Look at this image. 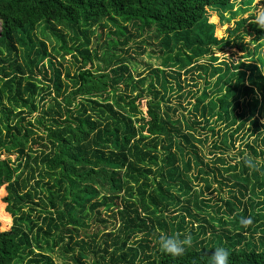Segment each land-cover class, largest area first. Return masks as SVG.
<instances>
[{"label": "trees", "instance_id": "1", "mask_svg": "<svg viewBox=\"0 0 264 264\" xmlns=\"http://www.w3.org/2000/svg\"><path fill=\"white\" fill-rule=\"evenodd\" d=\"M234 3L0 0V264H209L219 225L230 264H264L241 246L264 242V170L243 163L264 162V29L250 14L217 40L207 19ZM140 37L169 70L135 75ZM230 47L262 64L215 55ZM161 233L190 237L185 253L161 252Z\"/></svg>", "mask_w": 264, "mask_h": 264}, {"label": "rangeland", "instance_id": "2", "mask_svg": "<svg viewBox=\"0 0 264 264\" xmlns=\"http://www.w3.org/2000/svg\"><path fill=\"white\" fill-rule=\"evenodd\" d=\"M234 1V5L227 9H221V8H211L210 11L208 12V24H213L214 25V29L212 32H210V34L213 35L214 38H216L217 40H222L225 37H228V32L229 29H232L235 26V22L237 20H239L242 17H247L250 14H252L253 12H255L258 8L259 9H264V0H232ZM57 28L61 29L65 34H67V46H72L73 42L71 40V37L73 36L72 32L65 26L62 25H57ZM111 26L108 27H104V31L105 33H107L110 30ZM0 31H1V21H0ZM54 32L52 29H48L46 31V36L45 37L43 35V33L41 32L40 28L37 29L36 34L37 37L39 39H43L47 41V45H48V49L51 50L54 46L59 50V55H57V57L59 58V61H63L62 58L60 57L62 54H65V60L63 61V65H64V70L70 69L71 73L75 72L76 67L73 65L72 61V54L71 53H65L60 46H57V42L55 40L54 34L52 33ZM92 38V41L95 37V35H90ZM145 37H140L137 39V41H139V43H133L132 47H129L128 52L124 53L125 56H130L131 57V65L134 69V73L135 75H140L142 74L147 75L150 73L151 68H155L158 66H161L162 68H167V70H169L170 67H165L163 65H161V59L158 56V53H153L151 51V48L147 45V44H142V46L140 45V41L145 40ZM151 43H153V41H151ZM157 43V42H156ZM93 45V43H92ZM139 45V47H138ZM128 48V46L126 47ZM143 49H146V53L143 52ZM261 53H260V57L264 58V48H261ZM243 52L241 50H239L237 47H230L225 49V51H221V50H217V48H215V55L218 56L219 58H226L228 60H232L234 63L237 62H244L247 65H253L255 63L257 64H262L261 59L258 58V56H256L255 58H246L243 55ZM129 63V62H128ZM98 66H104V63L102 61H95L94 63V67H98ZM263 66V65H262ZM6 191H4L3 189L0 190V224H1V229H7L9 228V226L11 225V218L6 214L5 212V205L6 202H4V199H6ZM176 211L179 210V205L175 206ZM174 211V210H173ZM242 211H237V213H241ZM257 209L252 207L249 210L243 211V213L246 214V218L248 219L249 216H251L253 213H257ZM179 213V211H178ZM254 215V214H253ZM256 216V215H254ZM250 218V217H249ZM223 219L226 223H228L230 220V218L227 215L223 216ZM219 220V219H218ZM264 220V218H263ZM213 224L216 221V219H214L213 221H210ZM262 223H254L252 225V227L250 229L247 228V226H236L239 231L243 228H246L244 230V232H246L247 235H250L251 231L254 230L256 228V230L259 228V231L264 227L261 228ZM255 226V228H254ZM260 226V227H259ZM261 228V229H260ZM218 232L217 234H219L221 236V240L218 239V237H216V241L217 243V247L218 244H222L224 247L228 246L230 244L231 240H228L227 236H226V226L225 228L221 227V225H219L217 227ZM260 234H256V238L255 241H252V243L247 244V241H243L242 243V247H250L253 248H257V250H263L264 249V242H260L257 241L259 239H257V237H259ZM212 246V245H211ZM213 246H215L213 244ZM55 260L59 263V264H73L72 261H70L69 259H64V258H60L57 256V254H55Z\"/></svg>", "mask_w": 264, "mask_h": 264}, {"label": "clouds", "instance_id": "3", "mask_svg": "<svg viewBox=\"0 0 264 264\" xmlns=\"http://www.w3.org/2000/svg\"><path fill=\"white\" fill-rule=\"evenodd\" d=\"M249 22L264 29V9L258 8L253 12L252 19ZM243 163L249 169H255L257 171L264 170V162H261L258 159H249L248 157H245ZM250 223L251 218H241L242 226H247ZM190 240V237L181 238L179 235L173 236L161 233L158 235L155 243L161 252L172 256H180L185 253ZM209 264H230V250L223 246L215 247Z\"/></svg>", "mask_w": 264, "mask_h": 264}]
</instances>
